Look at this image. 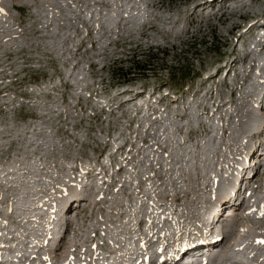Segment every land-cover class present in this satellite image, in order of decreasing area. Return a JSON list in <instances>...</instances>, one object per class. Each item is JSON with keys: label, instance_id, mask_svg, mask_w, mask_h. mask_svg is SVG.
<instances>
[{"label": "rangeland", "instance_id": "rangeland-1", "mask_svg": "<svg viewBox=\"0 0 264 264\" xmlns=\"http://www.w3.org/2000/svg\"><path fill=\"white\" fill-rule=\"evenodd\" d=\"M20 1L22 4L15 2L23 5V9L9 6L6 10L5 1L0 0L5 9L0 11L3 19L0 21V219H5L0 223L6 226L3 239L8 244L10 235L16 234L14 229H25L28 223L25 219L31 214L25 210L34 208L33 212L37 213L38 204L47 202V186L53 185L60 191L58 187L70 177L69 170L100 162V157L112 147L132 144L137 147L135 159L139 162L149 153V148L141 153L149 141L171 149L182 144V154L190 157L193 154L189 152L197 142L216 149L228 140L231 129L238 124L235 117L242 113L244 106H240L236 97L226 109L233 114L232 119L220 121L216 115L223 110L216 115H209L207 108L203 110L227 97L232 90L227 80L218 84L215 80L209 82L210 87L203 91L206 79L201 76L194 80L193 76L219 60L242 59L237 51L246 48L248 36L237 40L240 30L231 33L230 29L244 24L243 18L249 12H264V0L250 1L242 19L234 16L238 12H228L227 5L218 12L210 8L193 9L198 2L207 0H139L133 2L139 7L135 10L145 13L129 19L130 26L119 17L107 15L122 14L119 5L89 7L88 11L82 6L88 0L76 6L70 3L72 0ZM26 1H32L40 9L39 17L34 13H38L36 8H29ZM221 13L225 14L220 16ZM12 27L15 32H10ZM14 33L17 36L10 38L8 34ZM152 46L160 47L164 53L157 49L149 52ZM136 56L146 59L147 71L136 76L126 72V79L130 81L114 76L115 68L128 69ZM158 86H162L160 92L155 90ZM163 88L174 94H168L170 100L179 99L177 104H164L168 107L162 111L165 122L154 120L149 114L152 107L160 106L156 101L165 96ZM197 91L200 92L196 94ZM126 96L138 97L137 102L120 108ZM174 109H178L177 115L168 114L167 110ZM183 115L186 119L181 120ZM212 126L215 129L210 135L203 132ZM225 126L226 135L222 133ZM191 130L203 132L198 133L202 135L197 137L198 141H189ZM179 155V159L183 158ZM203 165L200 166L206 169ZM162 171L165 170L159 168L158 173ZM160 185L166 193H171L163 181ZM54 196L58 198L57 194ZM114 196L129 205L126 196L125 199ZM83 205L90 207V202ZM125 209L133 213V209ZM77 212L80 210L73 213ZM88 215L85 221L96 228L103 225L102 220L106 222L97 212V218L93 216L97 220L94 225V218ZM166 221L170 223L172 219ZM102 233L108 237L106 231ZM23 244L22 241L20 247ZM5 254L11 256L9 252ZM8 264H23V259Z\"/></svg>", "mask_w": 264, "mask_h": 264}, {"label": "bare ground", "instance_id": "bare-ground-1", "mask_svg": "<svg viewBox=\"0 0 264 264\" xmlns=\"http://www.w3.org/2000/svg\"><path fill=\"white\" fill-rule=\"evenodd\" d=\"M15 1L16 0H3V2L6 3V4H4L5 6L3 4H0V11H3L5 9L8 10L9 6L11 8L18 9V7L21 6L22 2L20 0H17L18 2L21 3V4H19L18 2H15ZM47 1H49V0H47ZM88 1H89L88 3H82V0H72L70 3H73L76 6L78 2H81L82 6L85 7V10H88V11L90 10L89 7H95V8H97V7L99 8L100 7L101 8L102 6L103 7L106 6L108 8V6H110V5L116 7L117 5L124 4V1L121 2V3L120 2L116 3L115 1H117V0H88ZM136 1L137 0H135L134 2L136 3ZM228 1L229 0H207V2L206 1L202 2L201 1V2H198L195 6H193V9H195V10L199 9L198 11H204L206 9L213 8L216 5H219L220 8H222V7L225 8L226 7L225 5H226V3ZM240 1H242V0H240ZM244 1H245V3L246 2L250 3V1H255V0H249V1L248 0H244ZM96 3L98 5H100V6H94V4H96ZM23 4H24V2H23ZM3 6H4L5 9L3 8ZM27 6L29 8L30 7L32 8V7H35L36 5L32 1L31 2L28 1L27 2ZM200 6H202V7L200 8ZM245 7H246V5H242V9H245ZM35 8H36V11L38 13H36V12H34V13H35V15H37L36 17H39L41 15V11H40V9L37 10V7H35ZM38 8H39V6H38ZM21 9H23V8H21ZM195 10H193V13H196L197 10L196 11ZM39 11H40V13H39ZM83 11L84 10L82 9V12ZM93 12H94V10L92 11V13ZM130 12H132V11L130 10ZM133 12H135V11H133ZM139 12H142V11H139ZM143 13H145V12H143ZM2 14L4 15V13H2ZM2 14H1V16H2ZM117 14H119V13H117ZM263 14H264V12H262V13L256 12V14L254 12L252 13V11L249 12L243 18L244 21H246V22L244 24H241V25L237 24V25L232 26V28L230 29V32L232 33V32H235L236 30H240L237 33V35H236V39H241V38H244L246 36H249L251 39L255 40V38H256L255 30L259 29V28H264V22L262 21V15ZM35 15H33V16H35ZM8 16L11 19H15L14 17H12V15H8ZM41 17H43V16H41ZM39 19L41 20V18H38V20ZM0 21H3V19L0 18ZM1 23H0V25H1ZM253 23H254V25H253ZM127 24H129V23H127ZM5 31H7V29ZM10 32H15L14 31V27H12L10 29ZM8 35H10V38H14V37L17 36L15 33L14 34H8ZM4 37H6V36H4ZM258 42H260V45L258 47V51H257L258 55H257V57L258 58H264V36L259 38ZM233 51H236V48ZM2 53H4V52H2ZM248 57H249V55H247L244 59L236 58V59H238L237 62H236V60H232V61L229 62L228 65L230 66L231 69L236 67V66H238V65H240V64L244 65L246 60L248 59ZM255 64H256V59H254L252 61V63L249 64V66L253 67ZM248 67H243V69H242L245 72L244 74L246 76H249V72L251 71L250 70L247 73ZM220 68L221 67H218V69H220ZM197 75H198V73H197ZM257 80L256 81H257L258 85L253 84L250 87H246V89H244V91H243V95L238 98V99H240V101L238 100L239 104L243 103L245 105H244V107H242L243 108L242 113L240 115L237 114V117H235V120L236 119L238 120V124L234 128L231 129L232 130V139L230 141H228L225 138L226 139V141H225L226 142L225 143L226 146L222 150L223 157H219V159L217 161V166L221 165V167H220L221 171L223 170V168H225L223 166V164H224L223 161L228 159V155L232 154V151H231V147L232 146H233V148L236 147V146L238 147L237 149H234L235 150V152H234L235 160L241 159V157L243 156L242 155L243 152H245L246 148L248 147L249 140L246 137L242 138V134H245V131L248 128V126L244 127L246 119L252 118V117H263L264 116V108H263V104H262V101L264 100V94H263V96L261 95L259 97V100L261 101L260 102V105H261L260 110H263V111H262L261 114L258 113L259 108L257 107L258 101H257V98H256V94H258L259 93L258 90L262 89L263 87L261 85L260 79L257 78ZM245 81H247V77L245 78ZM206 83L207 82H205V84ZM161 88H162V86H158L155 90L159 91ZM198 92H200V91H197L196 94ZM231 93H232V96H235V91L234 90H232ZM209 96H210V94H209ZM137 98L138 97H135V98H132L131 100H127V101L121 102V107L120 108H122V106H127L129 103H132V102L136 101ZM209 98H211V97H209ZM234 101H235V99H233V102ZM178 102H179V99L170 100L169 96L165 95L159 101H156V104L158 106V105H162V104H167V105H169V104H177ZM228 102L229 101H226V102L218 105V109L217 110H219L221 107L227 105ZM240 106H243V105H240ZM167 108L168 107L163 109V111L166 110ZM154 110L156 112H158L161 109L155 107ZM167 112H168V114L172 113L173 115H177L178 114V109H174L173 111L167 110ZM232 117H233V114H230V119H232ZM183 119H186V115H183L181 117V120H183ZM188 125H189V123H188ZM261 125H264V123H261ZM227 132L228 131H227L226 126H225L224 130H223V134L225 135V133H227ZM261 134L262 133L258 132V133H256L254 135V137L256 138L257 136H261ZM117 135H118V133L115 135V137ZM199 136H202V135H200L198 133H195L193 130H191V132H189V141H195V140L198 141L197 137L199 138ZM117 139L119 140V138H117ZM241 139H242V141L240 142V144H238L239 140H241ZM227 141L229 142L228 144H227ZM107 142H108V140H107ZM114 142H116V141H114ZM110 143H108V144H110ZM157 143H159V142H157ZM121 144H123V143H121ZM126 145L127 144L120 145L116 152H120L123 149L125 150V146ZM195 145H196L195 149L193 148L189 152V154L191 153L193 155L188 157V159L191 158V161H189L187 159L186 166L185 165H181L179 167H175V163L176 162L180 163V159H179L178 155L180 154L179 156H186V153L182 154V151L180 149V148H182L181 147L182 144H181V146H178L176 148H172L171 149L172 152L170 153V156H168V158L165 157V156H162L160 159H158L159 161H161L162 165L159 164L156 161L154 162L153 158L152 159L148 158V160H151L150 163H149V167H148L149 170H151V174L148 175L145 179L141 178V173L143 171H145L146 167H145L144 162L147 160L146 156H148L149 153L147 155H145V157H143L142 160L139 161V162H137L136 159H135L136 153H134L133 155L127 157L126 160L128 162L132 163L131 174L133 175V173H135L134 179L136 181L135 182L136 186H132V184H131L132 183L131 182L132 178L131 177H129V178L126 177L122 181L120 187L118 188L117 194L120 191H121L120 193H124V197L120 196L119 199H121V198L125 199V196H126L128 198L129 205L125 201L117 200L115 197L112 196L111 201H110V204H111L110 207L111 208L108 210L106 208V205H104L105 203H102V202H107V200H104V199L100 200L99 198H96L95 199L96 201L95 200L91 201L90 194H84L82 199H80L78 204L74 207L73 203L76 202V200L72 199L73 197H70L69 200H68L69 204H68L66 212L64 214H62V211H59V213L62 214V217H63V222L62 223L65 224L66 231L60 238H58L56 240L55 247L53 249H51V253H52V256L54 257L55 263H57V261H58V258H57L58 256H64V254L67 253L70 250V249L64 248L65 244L73 245V240H75L74 241L75 245L78 246L79 238H80V241L83 240V239H84V241H90L91 239H93L94 235H92V233H90L91 234L90 236L87 234L88 237L85 238L87 230H84L82 228V227L85 228V225L83 224V222L77 223L76 225H74L75 226L74 227L72 225V220H71V217H70V215L73 213L74 210L78 211V210L81 209V206H80L81 202L86 204V203H88V200H90V202L93 203V206H95V207L97 206V210H98L97 212H99V214L101 216H103V218L108 217L111 222L114 221L115 214L119 215L118 219L120 220V225H121L120 228L121 229L119 230L118 234H116L114 239H112L111 245H117V243L120 242V239L122 238V235H120V234H126L127 232L131 233L134 230H136V232L139 234V237L142 236V235H147V233L144 234L142 231H140V227L144 223L143 216L151 215V214H153L155 211H157L161 207L162 208L164 207V208L160 209L159 212L162 213V215H165L164 216V220L167 217H169L166 220L171 221V219H172V222L175 221L174 222L175 226H173V231L176 232V234H175V236H174V238H173V240L171 242V244L175 248H177L181 238H186V241H187L188 239L190 240L192 238L200 236L201 234H203L205 232L206 229L211 230L212 226L220 221V220L215 219V218H218L219 215H220V217L223 216L226 213L227 209L229 208L230 203L228 202L227 198H224V197L220 196L219 193L217 192V189H215L214 190L215 191L214 192L215 195L212 196L210 199L206 198V200H204V204H203L204 210H203V212L200 213L199 208L201 207V205H200V202L197 203V201L203 195V193H208L209 190L207 189V185L205 186V189H204V187H203V189H201V187L199 185H202L201 182H203V180L205 182L208 180V172L209 171H207V169H205L206 170L205 171L203 168H201V166L198 164V160H201L204 163H206L210 158L211 159L213 158V152L211 153V149L212 148L205 147V146H207L205 144H201V143L197 142ZM227 145L229 147H227ZM256 146H254V148L251 150L252 154L250 156H252V157L257 156V157L261 158L262 156H264V151L258 153V149L256 151ZM200 147H202V148H200ZM260 147H262L264 149V142L260 143ZM148 148H151L150 145L146 146V148H144L141 151V153L145 152L146 149H148ZM215 150H217V149H215ZM132 151H133V149H132ZM136 152H137V150H136ZM246 159H248V158H246ZM220 160H221V162H220ZM249 160H250V158H249ZM71 166H73V164ZM247 167H248V165L246 164L243 167V169H245ZM70 168H68V170ZM159 168H161V170H165V171H162L163 175L158 173ZM70 171L71 170H69V173H70ZM123 171L127 172L123 168V166L117 168V172L118 173H121ZM87 173H88V175H90L91 171H88ZM179 176H181V177H179ZM178 178H182V181H183V183H181V185H179V187H177L175 185V183L179 184L178 182L172 181V180H176ZM68 179H69V177H68ZM225 180L227 181L228 177H224V178L222 177V182L225 181ZM160 181H163V184H165L166 186H169L171 188V191H170L171 193H166V189H163V187L160 185ZM169 181H172L173 184L172 183L168 184ZM250 182L252 183V190L254 189V183H257L255 188L262 189L263 186H264V173L262 175H258L257 173L254 174L252 176V178L250 179ZM113 184H115L113 179H109L108 178L106 180L102 179L99 182H96L95 184L92 185V187H94L97 190L101 191L104 187H106V185L110 186V185H113ZM151 184H155V186L153 187ZM87 186H88V183H87ZM156 186H157V189H156ZM176 187H177L178 191L175 190ZM71 188L75 189V193H76L75 197H77V198L80 197L79 195L81 194V192L80 191H76V186L74 184L71 185ZM80 188H83V190L86 191V187L83 184L80 185ZM128 190L130 191L129 193H128ZM262 192L264 194V189H263ZM170 194L172 196L171 199L168 196ZM136 197L142 198L143 201L144 200H148V199H152L153 201L151 202V204H149L150 210L146 209L147 208V205L145 204L146 202L142 203L143 206L141 208H139L138 211L134 210L135 209V207H133L134 203H131V200L135 199ZM160 199H161V201H160ZM217 199L221 200V202H219L218 205L222 209L220 208L221 211L217 213V215L214 217L213 221H208L207 219L209 218V215H211V213L213 211V205L216 203ZM60 202H61V200H60ZM164 205H171V206H164ZM169 207H172V210L168 213V215H166L165 211ZM230 207L233 208V211H232V214H230L231 216H229L228 220L231 223V228H234L235 231H234V235L231 236V238H229L226 242L229 241L230 243H235L237 241V240H235V236H236V232L238 230L239 223L243 224V225L245 224L244 226L246 228H248V229L251 228L252 225L249 222L245 221V220H248L249 218H252V216L258 217V214L262 213L263 212L262 210H264V202L261 204V209H259L255 215H253L252 212L248 213L249 214L248 215L249 218L245 215V213H242L244 210H246L244 208L245 205H244L243 202H240V204L237 205V206L231 205ZM125 208L133 209L132 210L133 213H131L130 211L126 210ZM102 212H104V213L101 214ZM238 213H240V214H238ZM44 214H45V217H46V221H45L46 230L48 229L47 230L48 236L46 237V240L48 241L54 235L53 234L52 225H53L54 217L57 214V211L56 210H50L48 212L44 211ZM124 216L126 217L125 222L122 221ZM77 219L79 221L78 215H77ZM155 220H156L155 219V215H151V217L149 218V227H148V231H147L149 236H151V232H152L151 228L153 227V225L155 223ZM202 220H203V222H201ZM172 222L168 223V225L171 226L173 224ZM136 223H138V225ZM102 224L103 225L101 227H97V228L94 227V228L96 229V231L98 233H102L103 231H106L107 234H108V237H109V232L105 228V221L104 220H102ZM255 225L259 226L261 228L260 230L264 233V218L259 217L258 221H255ZM5 227L6 226H4V228ZM73 228H74V230H73ZM71 230H73L75 232V235H74V237L72 239H71V237L69 238V236H66V235H68L70 233ZM4 234H5V232H4ZM252 234H255L254 236L259 237L258 233L255 232V231H252ZM19 235L21 236V239L28 237L30 240H32V238H30V232L28 234L20 232ZM14 237H15V235L11 234L10 235V240H13ZM125 237H126L125 240L128 241L129 238L127 236H125ZM161 237L162 238L164 237L163 233H161ZM240 238H243V235H241ZM43 241H45V240H43ZM221 242H224V240L222 239ZM92 243H94V239H93ZM107 243H108V241L105 242V244H107ZM143 243H144V241H143ZM152 243L153 242H151V241L149 242L150 245ZM247 244L255 250V254L256 255L258 253H260L262 249H264V246L262 244H254L252 239H248L247 240ZM120 249L121 248H116V253L117 252L120 253L121 252ZM13 251H15V250H13ZM118 259L120 260L119 256H118ZM263 261H264V259L260 260L259 262L261 263ZM162 264H168V262H163Z\"/></svg>", "mask_w": 264, "mask_h": 264}, {"label": "trees", "instance_id": "trees-1", "mask_svg": "<svg viewBox=\"0 0 264 264\" xmlns=\"http://www.w3.org/2000/svg\"><path fill=\"white\" fill-rule=\"evenodd\" d=\"M154 49H157V51L161 50V52L164 53V50L160 49V47H150L149 48V52L153 51ZM148 56V55H145ZM147 61L146 59H141L139 56H136V58H134L133 60V64L131 67H129L128 69H124L123 67H117L113 70V74L116 77H121L127 81H130L131 79H126V72H130V74L136 76L137 74H141V72H145L147 71ZM185 79L187 78V75L184 76ZM172 78H174V76L172 75Z\"/></svg>", "mask_w": 264, "mask_h": 264}]
</instances>
